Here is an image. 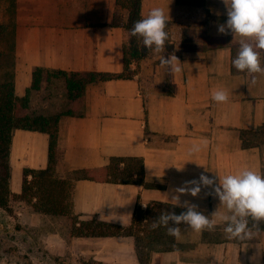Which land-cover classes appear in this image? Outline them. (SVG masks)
<instances>
[{"label":"crops","instance_id":"1","mask_svg":"<svg viewBox=\"0 0 264 264\" xmlns=\"http://www.w3.org/2000/svg\"><path fill=\"white\" fill-rule=\"evenodd\" d=\"M153 8L168 14L172 51L151 52L133 63L130 77L89 83L84 115L61 118L64 162L57 173L75 180L74 213L81 220L97 216L129 225L139 203L144 208L152 201L175 205L172 198L179 195L180 205L186 201L197 205L216 220V227L196 232L179 225L181 235L175 237L174 247L153 250L149 264H264V229L253 227L249 220L255 233L252 239L229 238L225 223L212 214L220 201L210 194L211 186H202L197 196L176 192L194 186L186 182L198 181L202 173L217 182L218 175L242 169L264 174V144L245 147L241 135L264 125V73L241 72L233 66L240 37L218 32V25L227 20L223 0H141L142 17ZM128 16L117 0H0V23L8 26L4 47L14 58L17 95L27 94L37 67L122 73L124 45L131 37ZM185 28L190 29L187 42L197 49L183 48ZM258 51L264 67V50ZM172 53L182 67L175 74L159 59ZM220 89L228 93L225 103L212 99L213 90ZM67 103L63 84L31 91L32 107L41 113L63 112ZM49 147L47 132H13V193L22 191L25 168L48 166ZM113 156L143 157L148 185L77 178L78 170L104 166ZM10 208L13 213L0 207L1 218L14 216L25 228L30 226L46 238L50 234L49 240L39 243L50 249L49 264H85L89 259L95 264H141L133 236H74L68 216L58 220L68 224L64 231L49 226L53 218L22 199H12ZM219 213L228 214L223 206ZM44 255L31 256L33 263H44ZM5 264L25 263L5 260Z\"/></svg>","mask_w":264,"mask_h":264},{"label":"trees","instance_id":"2","mask_svg":"<svg viewBox=\"0 0 264 264\" xmlns=\"http://www.w3.org/2000/svg\"><path fill=\"white\" fill-rule=\"evenodd\" d=\"M184 3H200L203 0H179ZM119 6L129 12L126 27L132 30L134 24L142 17L141 0H117ZM170 22L166 31L169 33ZM7 26L0 23V42L7 33ZM189 28L184 29L183 48L197 49L188 43ZM167 52L172 51L170 35L165 43ZM151 51L143 45L139 36L131 34L130 40L124 45V67L122 73L95 71H65L49 70L37 67L33 73V85L24 96L15 91V73L2 71L0 67V207L10 209L12 199H22L32 205L36 212L49 215H70L74 217V234L76 236H133L141 264H149L153 250L172 249L175 237L168 234L167 227L152 228L160 213L175 211L177 214L186 209L161 201H152L147 207L137 205L132 223L122 225L102 220L93 216L86 220L79 219L73 210V189L75 180L61 178L57 168L64 162V148L59 144L60 121L64 115L82 116L85 109V89L91 82L110 78L132 76L131 66ZM5 53L0 50V58ZM64 76L68 89L67 110L45 115L35 112L31 104V91L40 90L45 83H50L54 77ZM16 129L38 130L50 135L49 164L46 168H25L21 193H13L11 189L12 168L10 154L12 136ZM245 147L264 144V125L256 130L242 131ZM78 179H91L99 182L139 183L145 186V164L140 156H113L109 163L101 167L83 168L77 171ZM251 223L252 221L250 219ZM256 224V222H254ZM173 226V225H169ZM264 229V221L257 225ZM90 264V263H85Z\"/></svg>","mask_w":264,"mask_h":264},{"label":"clouds","instance_id":"3","mask_svg":"<svg viewBox=\"0 0 264 264\" xmlns=\"http://www.w3.org/2000/svg\"><path fill=\"white\" fill-rule=\"evenodd\" d=\"M227 8V20L218 25V32L227 34L231 32L234 37H240L239 50L232 60L233 66L241 72L264 73L261 66L260 51L264 50V0H223ZM169 23L168 14L162 8H153L146 17L138 20L132 30L133 36H139L143 40V45L154 53H162L165 43L169 38L166 31ZM160 64L166 66L173 74L182 71L181 61L172 53L168 56H160ZM212 99L217 103H225L229 96L226 90H213ZM180 168V167H178ZM192 187H179L177 193H191L197 196L202 186H211L212 195L220 201L218 210L213 216L225 223L224 232L229 238L241 240L252 239L255 235L249 220L256 222L264 221V174H260L252 169H242L236 173L218 175L217 178H210L201 174L199 180L186 182ZM177 201L175 205H180L179 195L172 198ZM147 207V204H144ZM186 210L177 214L175 211L160 213L158 220L154 221L152 228L160 226L167 227L169 235L177 239L181 235L179 225L184 224L196 232L205 229L214 230L216 220L210 219L198 206L189 202H184ZM223 206L228 214L221 215L220 207ZM173 226H169V225Z\"/></svg>","mask_w":264,"mask_h":264},{"label":"rangeland","instance_id":"4","mask_svg":"<svg viewBox=\"0 0 264 264\" xmlns=\"http://www.w3.org/2000/svg\"><path fill=\"white\" fill-rule=\"evenodd\" d=\"M7 28H8V26H7ZM169 31H170V26H169ZM4 46H5L4 40L2 39V41L0 42V50H2L5 53V56L0 58V67H1V70L3 72L6 70L12 71L14 68V58L11 56L10 48L4 47ZM164 50H167V49L164 48ZM45 84H49V85L63 84V85H65L66 90H67V97H68V101H69L68 89L66 86L67 83H66V79L64 76L54 77L50 83H45ZM49 85H45L44 88H47ZM67 107H68V103L66 106H64V111L67 110ZM34 111L38 112L40 114H44V113H41V110L38 107ZM60 113H62V112H60ZM55 114H59V112H57ZM55 114H45V115H55ZM57 170H58V168H57ZM57 175H58V173H57ZM77 175H78V173H77ZM12 177H13V171H12ZM17 177H18V172L17 173L15 172V178H17ZM17 200L19 201V199H17ZM26 203L29 204L28 202H26ZM29 205L32 207L31 204H29ZM32 209L34 210L33 207H32ZM7 211L9 213H13L12 208L7 209ZM43 214H45V213H43ZM46 215H49V214H46ZM4 216H5L4 219L1 218V216H0V264H5V260L6 261L9 260V262H13V263L19 261V262H23L25 264H34L31 256H35V254H38V255L46 254L47 255L50 253V249H48L47 247L46 248L41 247L39 245L40 241H42V243H43L44 240L50 239L49 233H48V237L46 238L45 235L38 234L33 229H30L29 228L30 226H28V227L26 226V228H25L24 222L19 221V219H16L14 216H9V215L8 216L4 215ZM50 216L53 218V221L48 225L53 226V228H61L63 230H64V228H67L68 224L65 222V220L64 221H58V220H63L61 218V216H68L69 220H70V221H68L69 225L72 228L71 230H72L73 235L75 236V234H74L75 220H74L73 216H70V215H50ZM85 219H89V218H85ZM23 228L26 229V232L21 231ZM38 248H40L41 250L39 251ZM42 250L46 251V252H42ZM46 255H44L45 256V258H43L44 263H42V264H49V257H48V255L47 256ZM87 262L90 264H95L92 259L87 260L86 263Z\"/></svg>","mask_w":264,"mask_h":264}]
</instances>
